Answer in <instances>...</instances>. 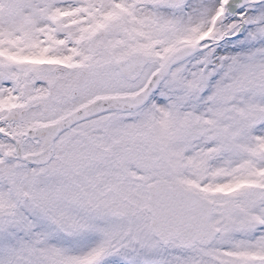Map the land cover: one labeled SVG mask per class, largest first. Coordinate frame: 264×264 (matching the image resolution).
<instances>
[{"label":"snow or ice","instance_id":"6c2138e0","mask_svg":"<svg viewBox=\"0 0 264 264\" xmlns=\"http://www.w3.org/2000/svg\"><path fill=\"white\" fill-rule=\"evenodd\" d=\"M0 264H264V0H0Z\"/></svg>","mask_w":264,"mask_h":264}]
</instances>
